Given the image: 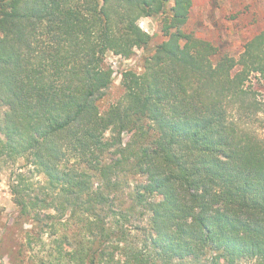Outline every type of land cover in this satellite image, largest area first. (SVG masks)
<instances>
[{
    "label": "trees",
    "instance_id": "trees-1",
    "mask_svg": "<svg viewBox=\"0 0 264 264\" xmlns=\"http://www.w3.org/2000/svg\"><path fill=\"white\" fill-rule=\"evenodd\" d=\"M192 3L0 0V171L24 161L9 186L26 238L0 258L264 264V98L248 85L264 28L236 57L189 31ZM139 49L143 69L103 106L107 54Z\"/></svg>",
    "mask_w": 264,
    "mask_h": 264
},
{
    "label": "rangeland",
    "instance_id": "rangeland-1",
    "mask_svg": "<svg viewBox=\"0 0 264 264\" xmlns=\"http://www.w3.org/2000/svg\"><path fill=\"white\" fill-rule=\"evenodd\" d=\"M191 15L188 22L189 31H193L198 37L212 40L215 44L223 45V49L239 57L244 49V44L264 28V0H192ZM162 16L145 17L140 19V24L150 34L153 40L150 49L165 39L161 31ZM150 50H137L129 57L123 58L109 52L107 61L114 67L113 84L107 90L101 100L103 106H108L117 100L123 93L121 87V72L124 69H143L142 58ZM253 88L258 90L260 98H264V79H259L258 75H253L248 82ZM260 117V115H259ZM254 123L258 133L264 136V115ZM24 161H18L17 165H6L0 171V252L18 251L20 245L26 241L25 233L21 227H15L14 218L17 215V205L11 192L10 172L17 170ZM39 177H35L37 180ZM137 217V216H136ZM134 217V219H136ZM131 219V217H130ZM132 220V219H131ZM129 224H133L132 221ZM136 222V221H134ZM31 225L26 224L29 228ZM25 259L22 256L16 261L17 264H30L27 259L30 255L25 251ZM0 264H10L7 256L0 258ZM240 264H247L243 261Z\"/></svg>",
    "mask_w": 264,
    "mask_h": 264
}]
</instances>
